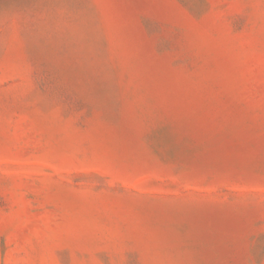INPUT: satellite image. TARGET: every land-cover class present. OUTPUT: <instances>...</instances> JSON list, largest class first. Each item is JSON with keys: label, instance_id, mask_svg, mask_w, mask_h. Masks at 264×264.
<instances>
[{"label": "rangeland", "instance_id": "374dc122", "mask_svg": "<svg viewBox=\"0 0 264 264\" xmlns=\"http://www.w3.org/2000/svg\"><path fill=\"white\" fill-rule=\"evenodd\" d=\"M0 264H264V0H0Z\"/></svg>", "mask_w": 264, "mask_h": 264}]
</instances>
